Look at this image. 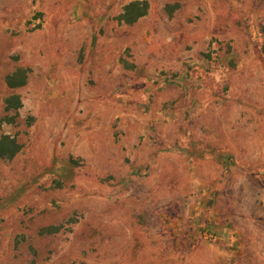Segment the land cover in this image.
Instances as JSON below:
<instances>
[{"label":"rangeland","instance_id":"374dc122","mask_svg":"<svg viewBox=\"0 0 264 264\" xmlns=\"http://www.w3.org/2000/svg\"><path fill=\"white\" fill-rule=\"evenodd\" d=\"M0 264H264V0H0Z\"/></svg>","mask_w":264,"mask_h":264},{"label":"trees","instance_id":"16d2710c","mask_svg":"<svg viewBox=\"0 0 264 264\" xmlns=\"http://www.w3.org/2000/svg\"><path fill=\"white\" fill-rule=\"evenodd\" d=\"M141 6L144 7V5H142V4L134 3V4H130V5L128 6L127 9H128V10H129V9H138V8L141 7ZM145 7H146V6H145ZM145 12H146V10L143 8L142 12L139 13L137 16H135V19H138V18L144 16V15H145Z\"/></svg>","mask_w":264,"mask_h":264}]
</instances>
